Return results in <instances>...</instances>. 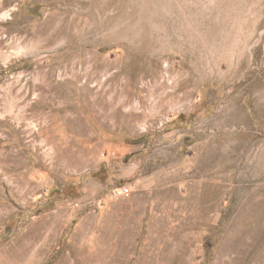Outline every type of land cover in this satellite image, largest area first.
Segmentation results:
<instances>
[{
  "label": "rangeland",
  "instance_id": "374dc122",
  "mask_svg": "<svg viewBox=\"0 0 264 264\" xmlns=\"http://www.w3.org/2000/svg\"><path fill=\"white\" fill-rule=\"evenodd\" d=\"M0 264H264V0H0Z\"/></svg>",
  "mask_w": 264,
  "mask_h": 264
},
{
  "label": "bare ground",
  "instance_id": "6f19581e",
  "mask_svg": "<svg viewBox=\"0 0 264 264\" xmlns=\"http://www.w3.org/2000/svg\"><path fill=\"white\" fill-rule=\"evenodd\" d=\"M225 48V47H224ZM216 53V52H215ZM219 54V53H218ZM221 57V56H220ZM215 61V60H214ZM235 73L237 74L238 72L235 70ZM233 74V73H232ZM235 75V74H234ZM248 77V76H247ZM246 77V78H247ZM247 81V80H246ZM164 105V104H163ZM141 115H143V113H141Z\"/></svg>",
  "mask_w": 264,
  "mask_h": 264
}]
</instances>
